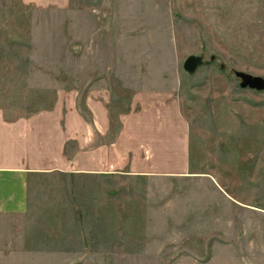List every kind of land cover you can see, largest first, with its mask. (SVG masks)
Returning <instances> with one entry per match:
<instances>
[{
	"label": "rangeland",
	"instance_id": "rangeland-1",
	"mask_svg": "<svg viewBox=\"0 0 264 264\" xmlns=\"http://www.w3.org/2000/svg\"><path fill=\"white\" fill-rule=\"evenodd\" d=\"M237 73L264 80V0H0V116L49 123L0 264L248 260L264 90Z\"/></svg>",
	"mask_w": 264,
	"mask_h": 264
},
{
	"label": "crops",
	"instance_id": "crops-1",
	"mask_svg": "<svg viewBox=\"0 0 264 264\" xmlns=\"http://www.w3.org/2000/svg\"><path fill=\"white\" fill-rule=\"evenodd\" d=\"M48 126V120L32 116L19 118L0 116V233L18 232V225L10 223H17L26 216L29 207L30 179L33 174L47 172L46 169L35 166L33 158L40 157L39 162L42 164L43 147L41 144L37 145L34 140L35 138L41 140L43 137L47 140ZM47 147L48 145L45 146ZM34 150L37 152L34 153ZM249 188L252 191V183ZM234 204L238 207V212H246L244 210L247 209L252 214V200L247 206L241 203ZM231 222L233 229L236 226L238 229L242 228L241 218L231 219ZM233 250L249 256L248 260L240 256L238 262L231 264H264V244L237 247Z\"/></svg>",
	"mask_w": 264,
	"mask_h": 264
},
{
	"label": "water",
	"instance_id": "water-1",
	"mask_svg": "<svg viewBox=\"0 0 264 264\" xmlns=\"http://www.w3.org/2000/svg\"><path fill=\"white\" fill-rule=\"evenodd\" d=\"M200 65H201V61L199 58L191 57L185 62L184 70L188 74L192 75L198 70ZM236 77L241 80L240 87L242 89L250 88V89H256L259 91L264 90V80L261 78L252 77L250 75H246L242 73H237Z\"/></svg>",
	"mask_w": 264,
	"mask_h": 264
}]
</instances>
